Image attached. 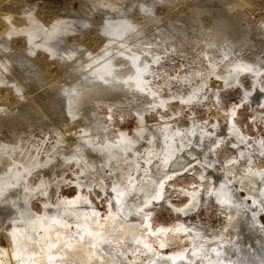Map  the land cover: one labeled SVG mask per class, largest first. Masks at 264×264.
Wrapping results in <instances>:
<instances>
[{
    "label": "rangeland",
    "instance_id": "obj_1",
    "mask_svg": "<svg viewBox=\"0 0 264 264\" xmlns=\"http://www.w3.org/2000/svg\"><path fill=\"white\" fill-rule=\"evenodd\" d=\"M17 19L23 21V28L14 30L12 23ZM5 23L9 28L2 31ZM69 45L91 53L92 60L80 63L77 59L72 64L81 75L105 73L108 78L122 72L132 74L137 82L138 86H128L130 90L122 83L131 94L94 107L97 124L129 139L148 128L141 142L160 144V149L155 145L160 158L188 145L199 149L189 169L168 177L160 197L147 205L140 191L146 182L143 150L135 163L125 158L121 170L106 167L98 175L83 165L80 168L75 159L58 166L55 160L60 154L75 147L73 130L64 132L55 119L37 124L29 119L26 126L14 120V109L39 106L47 93L24 79L12 59L25 55L48 86L72 73L63 71L59 58ZM116 57L126 60L120 61L117 73L111 64ZM0 76L5 78L0 82V145L20 149L23 164L32 168L33 189L21 204H12V210L4 212L3 221L0 218V252L8 248L1 229L9 235L23 229L31 218L46 219L48 214L54 221L74 224L70 212L92 210L104 215L113 209L137 219L143 210L149 215L151 230H174L183 221L182 211L195 198L199 202L189 224L203 220L221 230L226 224L214 190L220 188L226 172L224 177L231 171L243 174L255 166L257 151L264 156V0H0ZM80 127L74 129L80 131ZM106 141L114 143L110 138ZM263 176L264 172L248 175L264 184ZM241 196L247 197L245 192ZM75 198L77 204H68ZM261 220L264 224V216ZM178 250L172 246L164 253Z\"/></svg>",
    "mask_w": 264,
    "mask_h": 264
},
{
    "label": "bare ground",
    "instance_id": "obj_2",
    "mask_svg": "<svg viewBox=\"0 0 264 264\" xmlns=\"http://www.w3.org/2000/svg\"><path fill=\"white\" fill-rule=\"evenodd\" d=\"M23 24V21L17 19L12 23V27L14 30L21 29ZM7 26L6 23L3 24L2 31L8 29ZM74 47L80 48L76 45H69L67 51L62 50L63 54L59 56L61 64L63 63V71L73 70L72 73L66 77L63 75L64 78L61 82L50 83L51 85L48 86H45L47 81L41 79L44 75L40 73L39 68L33 65L25 55L18 54L15 59H12L15 64L14 67L22 70L24 79L35 83V88L38 90L42 87L43 93H47L42 100L43 103L39 106H37V101V105L14 109L11 112L13 116L16 115L14 120L21 126H26L29 119H32L31 121L35 124L45 118L55 119L58 122L54 123L64 132L73 130V133L71 131L70 134H73L72 140L74 142L72 145L75 147L65 150L63 154H60L61 157L58 156L59 158L55 160L58 166L66 163V160L75 159V164L81 166L80 168L83 165L84 168L91 169L98 175L106 167H114L115 171L121 170L119 166L125 158L132 159L135 163L140 156L139 150H143L146 155L145 158L142 156L146 163V182L141 184V187L142 185L144 187L140 191L144 194L143 204L146 203L147 205L153 198L158 199L160 197L164 188V181L168 177L176 176L189 169L190 164L199 155L197 151L199 149H196L195 145L194 147L182 146L181 150L166 158H160L161 153H157L161 148L160 144H155L159 146V149L158 147L155 149L153 142L150 144L141 142L143 133H146L148 128L143 127L144 129L137 131L136 138L129 139L122 133L112 135L106 126L97 124L96 120H93L94 107L112 100L111 98L117 100L116 96L131 94L124 91L122 85L123 87H125L124 84L127 85L126 87L138 85L133 80L132 74L123 75L124 73L118 71L120 61L122 60L123 63L126 61L121 57H116L114 63L111 64H114L115 73L118 71L122 75H113L114 73L110 70L112 75L108 78L104 77L105 73L104 75H96L97 72L94 73L95 75L89 73L88 75H84L85 73L81 75V72L75 69L77 66L73 68L72 64L77 59L83 63L91 56V53L75 50ZM74 65L76 64L74 63ZM104 70L108 71V69ZM119 70L122 71L123 69ZM4 79L0 76V82ZM123 82L125 83L122 84ZM143 90L141 91L145 92ZM137 93L139 92L137 91ZM115 99L113 100L115 101ZM78 115L82 118L76 117ZM92 122L96 124L92 126ZM76 125L81 126L80 131L74 129ZM63 135L65 134L61 136L63 137ZM107 138L112 139L114 143L109 144L111 141L108 143ZM209 145L206 146L209 147ZM19 150L0 145L1 221L4 220V212L8 209L12 210V204H21L24 198L29 195L27 192L33 190L29 182L32 168L30 169L23 164ZM162 150L164 149L162 148ZM161 152L163 153V151ZM257 153L256 155L260 160L258 158L255 162L253 167L255 169L249 168L243 174L231 171L228 177H224L226 172L223 177L221 176L223 181L220 188L213 192L220 199L219 212L223 215L221 218L225 220L224 223L226 224L221 230L212 228L207 224L210 222L206 223L203 220L189 224L191 212L196 210L197 202H199L196 198L191 199L186 210L182 211L183 221L174 230L167 228L151 230L148 223L149 215L148 213L145 214L143 210L137 219H128L113 209L104 215L92 210L88 214L70 212L68 217H73L76 220L74 224L54 221L53 218L50 219V214H48L46 219L31 218L24 223L23 229H16L15 233L11 232L9 235L1 229V234L7 241L8 248L5 251L1 250L0 264H264V224L261 220L264 216V184L260 181L262 179H250L248 177V175L257 176L258 173L264 172V156L261 155L262 151L260 150ZM186 165L188 167H185ZM45 183L41 184L45 185ZM236 185L239 186V189ZM221 187L224 189L221 190ZM242 192H245L246 198L241 196ZM29 198L28 201H30ZM77 200V198L72 199L68 204H77ZM249 200H252V204L248 202ZM142 218H145L146 223H143ZM184 243H188L187 248L184 247ZM154 244H157L159 250ZM172 246H178L179 250L174 254H165L164 251Z\"/></svg>",
    "mask_w": 264,
    "mask_h": 264
},
{
    "label": "snow or ice",
    "instance_id": "obj_3",
    "mask_svg": "<svg viewBox=\"0 0 264 264\" xmlns=\"http://www.w3.org/2000/svg\"><path fill=\"white\" fill-rule=\"evenodd\" d=\"M243 71L250 72V71H252V70H251V69H249V68H244V69H243Z\"/></svg>",
    "mask_w": 264,
    "mask_h": 264
}]
</instances>
